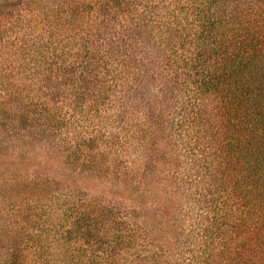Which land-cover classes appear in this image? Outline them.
<instances>
[{"label": "rangeland", "instance_id": "rangeland-1", "mask_svg": "<svg viewBox=\"0 0 264 264\" xmlns=\"http://www.w3.org/2000/svg\"><path fill=\"white\" fill-rule=\"evenodd\" d=\"M22 1L0 0V264H264V136L202 0Z\"/></svg>", "mask_w": 264, "mask_h": 264}, {"label": "trees", "instance_id": "trees-1", "mask_svg": "<svg viewBox=\"0 0 264 264\" xmlns=\"http://www.w3.org/2000/svg\"><path fill=\"white\" fill-rule=\"evenodd\" d=\"M106 0L105 4L99 0H87L88 4H97L100 8L113 10L114 6ZM261 10L258 9L259 25L264 22V0H256ZM47 0H26L21 2V12L38 16L36 11ZM242 0H202L195 7V15L200 23V32L203 36L207 33L210 39H217L218 44L227 50L226 60L222 66L223 77L227 78L225 97L230 104L247 119H254L255 127H260L264 136V33L260 26L252 23L254 16L250 8L241 3ZM263 4V5H262ZM110 7V8H109ZM52 9L41 15L42 19H53ZM59 12V8L57 13ZM1 14V13H0ZM261 17V18H260ZM212 20L208 25L206 21ZM205 22V23H204ZM219 32H213L214 28ZM217 28V29H218ZM218 75V74H217ZM215 85L211 88L215 89ZM21 132V131H20Z\"/></svg>", "mask_w": 264, "mask_h": 264}]
</instances>
